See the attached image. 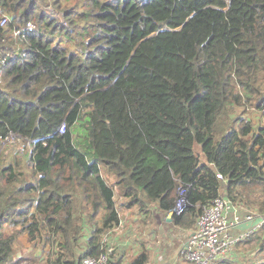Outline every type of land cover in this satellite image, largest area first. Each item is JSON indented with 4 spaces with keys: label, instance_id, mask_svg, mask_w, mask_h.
Returning <instances> with one entry per match:
<instances>
[{
    "label": "trees",
    "instance_id": "16d2710c",
    "mask_svg": "<svg viewBox=\"0 0 264 264\" xmlns=\"http://www.w3.org/2000/svg\"><path fill=\"white\" fill-rule=\"evenodd\" d=\"M2 16L0 264L98 257L126 210L168 236L219 196L264 215V0H0ZM10 131L31 140L22 154L1 148ZM20 236L33 250L18 258ZM239 243L264 264V225ZM147 261L116 248L108 264Z\"/></svg>",
    "mask_w": 264,
    "mask_h": 264
},
{
    "label": "built area",
    "instance_id": "2783aa9c",
    "mask_svg": "<svg viewBox=\"0 0 264 264\" xmlns=\"http://www.w3.org/2000/svg\"><path fill=\"white\" fill-rule=\"evenodd\" d=\"M8 20V17L2 16L0 27H5ZM33 29L34 24L28 22L23 28H16L13 31V38H19L24 31H32ZM0 63L4 64V60L0 59ZM58 131L59 133L63 132V125ZM30 143L31 140L10 131L3 138L1 148L13 147L23 151L24 146H29ZM180 190L182 189L178 190L175 207L172 210L176 214L181 213L186 206L185 196L180 197ZM181 194L184 195V192ZM256 218H261V222L242 231L238 236L230 232L231 227L236 224L251 222ZM263 225L264 215L253 211L248 212L236 202L219 196L202 211L194 230L188 233L180 249V254L189 264H216L219 257L228 255L238 242L254 235ZM105 240L109 241L108 238H104L102 241L106 245L105 251L98 257H82L77 264H108L113 249L109 247L110 242L106 243Z\"/></svg>",
    "mask_w": 264,
    "mask_h": 264
},
{
    "label": "rangeland",
    "instance_id": "374dc122",
    "mask_svg": "<svg viewBox=\"0 0 264 264\" xmlns=\"http://www.w3.org/2000/svg\"><path fill=\"white\" fill-rule=\"evenodd\" d=\"M241 112H242V109H240V108L234 109L235 114H238V113L240 114ZM244 114L245 115H242V117L245 120L254 119L256 121V123H259L260 119H262V117L260 116V114L257 111L248 110ZM233 116H234L233 114L224 115L221 119L222 123L217 124L215 126V129L213 132L215 140H217L218 137H220L224 132H226L228 129H230L233 126L234 123H233V120L231 119ZM25 148L27 149V145H25ZM194 150L199 154L200 163H204L205 159L202 155L200 145L195 144ZM19 154H22V152ZM24 155L25 156L22 159L23 160L22 161V163H23L22 170H23L25 176L22 177L21 182L29 184V183L34 181L32 173H31V169L28 167V164H27L28 158H29V151H28V153H25ZM182 192H183L182 190L179 191L180 197H184V195L181 194ZM185 205H186V203H185ZM120 213H121L120 217H121V222H122L121 226L118 229H116L115 231H113L110 234V237L109 236L105 237V238H108V240H109V241L105 240V242L106 243L110 242L109 247H111L113 249L112 254L110 255V258L113 255L116 248H118L121 251V253L124 255L126 263L130 262L135 256H137V254L143 248L146 250V252L148 254V261H147L148 264H151V262L153 260H156L157 257H161L164 252L157 246L158 245L165 246V244H167V246H168V244L172 243V241H169L170 239H168V234L166 235L165 230H163V226H161V227H160V225L158 226V232H157L156 228L154 230L157 232L156 236H158V238H160V241L158 242L157 237H154V235L151 236V234H150L151 233V227H144L143 225L139 224L140 217H137V213L134 210L121 211ZM171 218H172V215H170L168 217L165 216V217H163V220L166 223H171V221H172ZM166 220H168V221H166ZM8 231H9V229H8ZM125 233H126V235H125ZM164 235L166 237H163ZM187 235L188 234H186V236L183 237L182 243L177 248V254L181 257H182V255L180 254V249H181L182 245L184 244ZM234 235H236V234H234ZM20 240L23 241L27 247H30V245L28 243H26L25 238H22ZM84 240H85V238H83V241ZM83 241L81 243L82 245L85 244ZM156 241H157V243H156L157 249L154 250V249H152L153 246H151L150 244L155 243ZM120 242L123 244L122 246H120ZM253 242L254 241H252L251 243H253ZM240 245H241V248L246 246V244H240ZM21 248L22 247H21V245H19V242L16 241L13 245V253L15 254V256H24V255L28 256V253L32 252V251H29V252L20 253ZM170 248L171 247H169L168 251L170 250ZM241 248L236 245L235 247H233L232 251L236 250V252H239L237 249H241ZM25 249H26V247H25ZM164 249H166V247H164L163 250ZM46 252H47V248L44 250V252H41V250L35 251V255H36V257H38V260H37V262H35L33 264H37V263L41 262L42 260L45 261ZM248 254H250V253L247 252V256H248ZM259 254L264 257V250L261 251V253H259ZM220 258L221 257H219L217 259L216 264H218ZM241 260H242V257H241Z\"/></svg>",
    "mask_w": 264,
    "mask_h": 264
},
{
    "label": "crops",
    "instance_id": "0c3cea01",
    "mask_svg": "<svg viewBox=\"0 0 264 264\" xmlns=\"http://www.w3.org/2000/svg\"><path fill=\"white\" fill-rule=\"evenodd\" d=\"M166 216L168 217V216H170V214L167 213ZM168 220H166V221H168ZM240 224H242V223L236 224L235 226L231 227L230 232L233 235L236 234L235 236H238L242 231H244V229L238 228V226ZM163 230H165L164 226H163ZM150 234H151V236L154 235L152 233H150ZM185 236H186V234L184 233V231L182 232L181 230H177L171 236H168V239H170L169 241H172V243L168 244V246H167V244H165V246L158 245L157 247H159L164 253L161 257H157L156 260H153L151 262V264H189L186 260H184L181 256H179L177 254V248L182 243L183 237H185ZM154 237H157L158 242L160 241V238H158V236H156V232H155ZM163 237H166V236H163ZM22 238H25L26 243H28L30 245L26 236H20L18 239L19 245H21V247H22L20 253L32 251L33 249L31 247V245H30V247H27L26 244L20 240ZM157 241L155 243L150 244L151 246H153L152 249H154V250L157 249V247H156ZM122 245L123 244L120 242V246H122ZM236 245L241 248V245L239 242ZM25 247H26V249H25ZM164 247H166V249L163 250ZM169 247H171V248L168 251ZM241 249H237L239 252H236V250H233L228 254V256L226 255L225 257H221L219 259L218 264H230V263L231 264H244V262L246 261L245 258H247V257L249 258L251 256V254H248V256H247V252H249V251H244L243 249L242 250ZM17 257L20 258L21 256H17ZM241 257H242V260H241ZM25 263H26V261L23 264H25Z\"/></svg>",
    "mask_w": 264,
    "mask_h": 264
},
{
    "label": "water",
    "instance_id": "95a60500",
    "mask_svg": "<svg viewBox=\"0 0 264 264\" xmlns=\"http://www.w3.org/2000/svg\"><path fill=\"white\" fill-rule=\"evenodd\" d=\"M172 212H169V214L171 215ZM259 222H261V218H256L251 222H246V223H242L238 226L239 229H244L247 230L251 227L256 226Z\"/></svg>",
    "mask_w": 264,
    "mask_h": 264
},
{
    "label": "clouds",
    "instance_id": "9594fccd",
    "mask_svg": "<svg viewBox=\"0 0 264 264\" xmlns=\"http://www.w3.org/2000/svg\"><path fill=\"white\" fill-rule=\"evenodd\" d=\"M169 212H172V210L171 211H169ZM173 214V212L171 213V215ZM184 259V258H183Z\"/></svg>",
    "mask_w": 264,
    "mask_h": 264
}]
</instances>
